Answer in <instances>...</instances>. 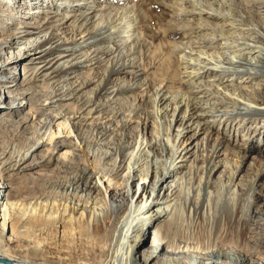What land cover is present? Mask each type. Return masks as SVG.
Segmentation results:
<instances>
[{"label":"bare ground","instance_id":"bare-ground-1","mask_svg":"<svg viewBox=\"0 0 264 264\" xmlns=\"http://www.w3.org/2000/svg\"><path fill=\"white\" fill-rule=\"evenodd\" d=\"M15 1L0 0V135L14 129L33 130L34 139L25 150L0 151V259L11 264H253L254 261L264 264L262 150L258 149L261 168L245 194L239 190L257 158L246 161L250 150L247 143L237 146L244 153L239 157L240 165L233 167L231 179L223 184L225 167L219 161L214 162L222 151L219 143L211 149L209 167L213 169L209 176L201 181L194 171L197 154L216 124H231L237 119L242 127L253 124L252 129L249 127L253 135L264 138V0H232L235 9L231 15L220 9L222 2L216 4V9L188 12L190 17L198 18L202 13L204 25L217 31L208 38L222 41L217 46L225 47L217 56L226 68L217 66L221 60L213 56L217 64L199 76L207 80L196 85L194 97L176 100L165 92L157 93L156 110L171 124L170 137L175 145H170L166 137L149 138L133 151L124 146L116 154L117 165L111 178L77 168L69 182L62 185L61 193L66 198L63 204L46 197L44 192L24 193L20 181L41 169L67 170L72 164L69 153L76 154V148L68 137L59 139L63 124L58 121L64 118L74 130L93 121L101 110V98L115 96L119 90L112 88L111 80L129 74L128 67L116 66L86 101L84 90L88 85L80 79L90 63L87 54L112 56L128 47L129 39L134 47L138 41L131 34L122 38L126 26L112 9L113 0L98 5L92 0H22L34 6L23 11V16L16 15V9L22 10V6ZM41 3H46L44 10H40ZM102 17L107 22L100 24L97 19ZM114 38L117 42L110 46ZM107 43L109 46H105ZM20 68L22 76L17 78ZM37 84L52 86L41 101L35 90ZM129 90L121 89V93ZM210 91L222 101L215 102ZM78 100L87 102L84 110L65 118L61 114L65 111L63 107ZM229 101L236 103L232 110L228 109ZM45 112L50 113L51 120L43 125L41 118ZM53 126L57 128L56 137ZM31 137L32 134L28 140ZM52 138L58 140L51 142ZM181 141L187 143L183 149L178 145ZM220 168V175L215 178ZM244 168L246 173L240 175ZM95 176L106 180L107 194L100 193ZM147 179L146 185L136 183ZM18 181V186L12 185ZM119 181L124 184L123 189H118ZM217 185L235 194L225 202L215 199V214L209 221L214 234L220 232L224 220L228 228L239 231L242 245L234 243L228 251L217 244L219 239L210 245L190 235L191 227L210 210L214 201L211 190ZM100 200L109 204L107 214L101 211ZM132 212L135 220L129 221ZM50 221L56 231L51 237ZM106 222L109 232L101 234L100 228ZM89 227L95 230L94 236L86 234Z\"/></svg>","mask_w":264,"mask_h":264},{"label":"rangeland","instance_id":"rangeland-1","mask_svg":"<svg viewBox=\"0 0 264 264\" xmlns=\"http://www.w3.org/2000/svg\"><path fill=\"white\" fill-rule=\"evenodd\" d=\"M92 1L98 5L99 3L104 4L105 0ZM185 1L113 0V2L110 3V5H112V9L114 8V11L119 13V19H121L122 24H125L124 26H126V30L124 31L125 33L122 35V38L124 35H134L138 41V45L134 47L133 43L129 41L131 39H129L127 42V46H129L124 48L123 51L119 49L120 52L118 51L115 53V57L114 55H109L107 57L105 55L94 56L92 54H87L90 63H88V67L83 70L84 73L81 77L82 79L80 80L88 85L84 92L87 97V99L85 97L86 101H89L93 97L92 93L94 89H96V87L105 79L110 70L115 69L116 66L124 68L128 67L126 71L130 75H123L117 78L114 77V80L112 79L111 83L113 86L112 88L119 89L118 91L120 93L121 89L123 90L125 88H129L130 90L121 94L117 91L115 96L101 98V110L94 115L96 119L91 122L83 123L75 130L71 127L68 121L64 120V118L60 119L58 122H61L63 127L59 129L61 133L58 136L59 139L68 137L70 140H73L72 147L76 148V154H74L73 151L69 153L68 158H71L72 156V164L69 168H67V170L57 171L52 168H48L41 169L35 174L28 175L27 178L20 181L25 187V190L23 191L24 193L26 192V194H31L32 192L33 194H37L44 192L46 197L54 198L57 201L59 200L58 203L63 204L66 198L61 193L62 185L69 182L71 176L76 172L77 168L84 167L90 173L93 172V175L95 172L99 173L101 176L104 175L105 178H111L117 165V160L115 158L124 146V148L130 147L133 151L138 144L145 140L165 139L166 137V139H170V145H175V142H173L174 140L170 137L172 134L171 124L167 121V119L163 120L159 116V113L157 112L158 110H156L157 107L155 103L157 100V93L165 92L171 96L172 99L182 97L185 98V96L189 98L196 96V85L206 82L207 80L204 76H199L205 69L207 70L217 64L216 61H213V56L221 54L223 52V47H225L222 46V48H218L219 44L222 43L220 39L216 38L212 40L211 38H208L212 37L217 31L215 30V32H213L207 25H204L206 23V19L203 18L205 16H203L202 13H200L201 16L198 18L195 15H191L192 17H190L188 12H192L194 10L192 12L194 14V12L198 13L208 9H216V4L219 2H222L219 3V6L220 9L223 10L224 14L231 15V12L235 9L234 4H232V0ZM249 1L251 0H248V2ZM15 2H18L17 5L22 6V10L20 8L16 9V11H18V14H16L17 16H23V11L30 10L31 7H34L31 6V4L27 5V3L22 0H16ZM41 4L43 9L40 10H44L46 3ZM17 5L15 3V6ZM220 18L222 20V16H220ZM97 22L103 24L106 23L107 20L102 17L99 20L97 19ZM249 25L253 26V24ZM254 25L256 26L255 23ZM199 26L201 30L198 28ZM74 36L77 35L75 34ZM75 38L76 40L79 39L78 36ZM112 40L114 41H112L110 46L116 44L117 42L116 38ZM211 42L212 44H210ZM214 44H216V46ZM107 45L109 46L108 43L105 44V46ZM210 57H212V61L214 63L211 61ZM219 59L221 60V63L219 64L220 61H218L219 65L217 66L226 68L222 65V59ZM113 66L114 68H112ZM183 66L186 67L183 68ZM135 74L137 77L139 76L137 79L134 78ZM16 76L17 78L22 76L21 68L18 69ZM221 78H225L226 80L227 77L221 76ZM184 82L187 83L184 84ZM189 85H191L192 89ZM133 86H135V89ZM48 87L51 89L49 90ZM48 87H44L42 84H37V88H35V90L40 93V97H43H39L40 101L44 99L45 95H49L52 91V86ZM211 93L213 100H216L215 102L218 103L219 101H222V98L216 96L213 91H210V94ZM84 100L70 101L71 103H68L63 107V110L65 111L61 114H65V118L77 116L84 110V106L87 104ZM235 106L236 103L229 101V110H232ZM49 114L50 113L45 112V116L41 118L42 124L51 120V115ZM237 121L238 120L236 119L230 122L231 124H228L229 122L226 124H216L214 128L210 130L208 139L204 142L203 149H201L197 154L198 159L195 164L196 170L194 171L201 181H204L207 176H209V172L213 169L212 166L209 167L210 157L212 154L211 149L213 144L219 143L220 148L222 147V151L217 154L218 159L213 160L214 162L219 161V165L225 167L226 172L221 178L223 184L227 180L231 179L230 175L233 167L240 165L239 157L243 156L244 153L239 151V147L237 148V146L247 143L250 145V150L247 153L248 157L246 158V161L249 163L251 158H257L252 161L255 165L250 168L251 170L247 171V175L245 174L246 176L244 177L242 186L239 190L242 194H245L248 192V186L251 184L252 180L257 177L255 174L261 168V165L258 163V152H260L258 149L262 150L261 152L264 154V138L262 136L253 135V131L249 128L251 127L252 129V127H254L253 124H247L244 125L245 127H242V123ZM39 125H41V123ZM31 131L33 130H30V132H24L22 130L14 129L0 135V151L10 150L14 153V151L25 150L28 147L29 142L34 139V134ZM52 131H54V135L56 137L57 128L55 126L52 127ZM31 134L33 137L28 140V137L31 136ZM224 134L226 135L223 136ZM252 138L253 140H251ZM199 139H202V136H200ZM54 140L58 139L52 138L51 142ZM178 145H180V149H183L187 143L186 141H181ZM223 148L226 149V151H223ZM263 154H260V158L262 159L264 158ZM245 169L246 168L243 169V172L241 171L240 175H244V173H246ZM221 170L222 168L215 173V178L220 175ZM212 174L210 176H212ZM114 181L116 182V179H114L113 182ZM20 182H13L12 185L18 186V183ZM95 182L97 187L100 189V193H108V184L105 179L101 180L99 177L95 176ZM136 183H138L139 186L142 184L146 185L149 183V179L137 181ZM3 184H7V182H4ZM116 184L118 189L124 188V184L120 181ZM211 192L212 200L214 201H212L213 203L211 202L212 205L210 204V210L206 212L205 216L201 220H198V222L195 223L196 225L194 224L191 227L190 235L199 241H202V243L210 245H213L214 241L219 239L220 242L217 244H220L222 249L228 251L231 250V248L233 249L232 246L236 245L234 243L238 242L242 245L240 236L237 235L239 231L235 227H233L234 230L231 227L228 228L227 222L224 220L220 225V234H214V228L209 221H212L215 214V199H220L221 202H225L228 199H232L235 194H230L227 190L223 191V188H221L220 185L212 188ZM98 204L104 214L109 212V204L105 203V201L100 200ZM128 220H135L134 212L129 213ZM53 224L54 223L52 222L48 223L49 237L56 235V231L52 228ZM100 229L101 234H106L110 229L109 223H104ZM94 233L95 230L93 227H89L86 231V234H91L92 236L95 235ZM148 245L149 244H147V246ZM253 264H258V262L254 261Z\"/></svg>","mask_w":264,"mask_h":264},{"label":"water","instance_id":"water-1","mask_svg":"<svg viewBox=\"0 0 264 264\" xmlns=\"http://www.w3.org/2000/svg\"><path fill=\"white\" fill-rule=\"evenodd\" d=\"M0 264H11V263L10 262H6V261L0 259Z\"/></svg>","mask_w":264,"mask_h":264}]
</instances>
